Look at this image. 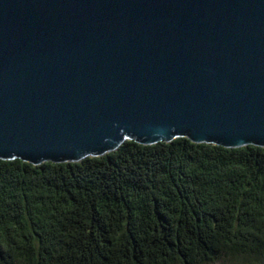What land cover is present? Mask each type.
Returning <instances> with one entry per match:
<instances>
[{
    "label": "water",
    "instance_id": "1",
    "mask_svg": "<svg viewBox=\"0 0 264 264\" xmlns=\"http://www.w3.org/2000/svg\"><path fill=\"white\" fill-rule=\"evenodd\" d=\"M184 136L264 147V0H0V159Z\"/></svg>",
    "mask_w": 264,
    "mask_h": 264
},
{
    "label": "trees",
    "instance_id": "2",
    "mask_svg": "<svg viewBox=\"0 0 264 264\" xmlns=\"http://www.w3.org/2000/svg\"><path fill=\"white\" fill-rule=\"evenodd\" d=\"M184 137L0 159V264H264V147Z\"/></svg>",
    "mask_w": 264,
    "mask_h": 264
},
{
    "label": "snow or ice",
    "instance_id": "3",
    "mask_svg": "<svg viewBox=\"0 0 264 264\" xmlns=\"http://www.w3.org/2000/svg\"><path fill=\"white\" fill-rule=\"evenodd\" d=\"M184 139H187V137H184ZM189 142H191V141H189ZM260 150L264 151V149H260ZM30 166L35 167L34 165H30ZM261 195L264 196V192H262Z\"/></svg>",
    "mask_w": 264,
    "mask_h": 264
},
{
    "label": "bare ground",
    "instance_id": "4",
    "mask_svg": "<svg viewBox=\"0 0 264 264\" xmlns=\"http://www.w3.org/2000/svg\"><path fill=\"white\" fill-rule=\"evenodd\" d=\"M46 246V245H45ZM42 249V248H41ZM48 252V251H47ZM46 253V252H45Z\"/></svg>",
    "mask_w": 264,
    "mask_h": 264
}]
</instances>
